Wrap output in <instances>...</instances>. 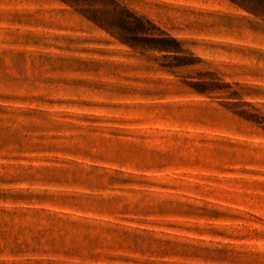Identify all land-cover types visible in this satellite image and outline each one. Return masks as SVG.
<instances>
[{"label":"rangeland","instance_id":"374dc122","mask_svg":"<svg viewBox=\"0 0 264 264\" xmlns=\"http://www.w3.org/2000/svg\"><path fill=\"white\" fill-rule=\"evenodd\" d=\"M0 264H264V0H0Z\"/></svg>","mask_w":264,"mask_h":264},{"label":"trees","instance_id":"16d2710c","mask_svg":"<svg viewBox=\"0 0 264 264\" xmlns=\"http://www.w3.org/2000/svg\"><path fill=\"white\" fill-rule=\"evenodd\" d=\"M120 20H121V22H123V23H125V24H136V25H138L139 27H143V28H144V26L149 25L147 22H145V21H143V20L135 19V18H133V17H131V16H122V17L120 18ZM143 31H148V32H150L151 30H145V29H144ZM144 34H145V32H144Z\"/></svg>","mask_w":264,"mask_h":264}]
</instances>
